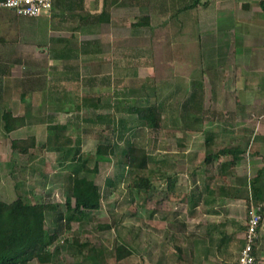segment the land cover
I'll list each match as a JSON object with an SVG mask.
<instances>
[{
  "label": "rangeland",
  "instance_id": "obj_1",
  "mask_svg": "<svg viewBox=\"0 0 264 264\" xmlns=\"http://www.w3.org/2000/svg\"><path fill=\"white\" fill-rule=\"evenodd\" d=\"M180 28V26H150L144 33L149 36L143 38L133 36L137 34L136 32L131 34L128 32V35L133 34L134 38L119 39L117 43L115 42L117 39H105L108 43L105 42L100 48L99 54L93 53V47L88 45L90 43L86 44V49L91 50V54L81 55V63L76 59H72L70 63L42 61L35 65L36 69L31 75L25 73L24 68L17 71L26 79L14 81L16 89L15 87L12 89L13 94L29 91L27 100L32 106L31 119L37 122L35 129L37 135L42 141L46 140L48 145L37 153V158H32V160L20 153L14 157L15 159L13 157L10 159L12 155L10 141L3 137V130L0 128V198L11 200L17 195L15 182L19 178H24L28 182L31 170L27 167L33 164L47 173V176L41 177L40 175L37 182L32 181L34 187H37L30 197L38 201L55 202L59 207L58 210H65L66 194L70 192L65 174L72 170L73 164L66 161L61 163L62 150H56L54 147L58 142L56 134L60 135L59 144L63 149L72 148L73 153L79 149V156L87 152L93 154L97 143L106 136L112 140H119L116 154L110 160L99 163L98 174L81 173L95 178L101 185L103 197L100 210L89 212L83 222L74 221L72 228H63L60 235V239L65 236L72 238L73 235H79L83 240L96 243L101 249V264H117L115 245L119 242L130 244L134 249L132 255L123 259L124 264L217 263V256L202 258L198 255L199 251L193 259L190 258L192 243L189 237L196 235L192 234L191 230L197 231L200 227L199 237H206L205 225L208 221L204 206L200 208L201 219L196 221L194 218L190 219L193 215L189 205L190 196L187 195V201H182V197L189 192L187 189L188 170L192 165L195 167L199 164L204 156L206 128L201 122L203 115L202 112H191L190 121H195V118L199 119L188 130H185L182 127L184 120H181V126L177 128L174 126L173 114L178 100L185 101L190 96L188 87L196 80H201L207 91L203 100L204 108L210 105L216 108L222 107L223 103L227 108H233L236 99L233 93L237 88L236 79L223 78L222 80H226V84L223 85L216 82L218 79L212 80V73L208 78L202 76L201 79L195 70L197 66H201L198 63V52H201L202 42L199 43L193 39L191 43L193 32L191 31V34L187 30L184 31V28L182 30ZM113 43L120 47L115 49ZM84 48L85 45L81 43V49ZM99 55L102 56V61L98 59ZM229 70H233L232 67ZM218 82L222 81L219 79ZM222 88H226L227 91L231 90V94L228 92L226 94L227 101L224 98V101L222 100V94H220ZM164 98H168L167 108L162 126L157 129L135 122L136 114L116 110L117 106L154 104ZM108 112H113L115 116L104 119L95 117L96 113ZM210 114L212 113H209L208 117L212 118ZM225 114L228 118L235 117L249 124L258 121V123H264L263 112L252 110L240 113L238 116L236 112L229 111ZM234 114L236 116H233ZM48 120L67 124L68 127L53 132L45 126ZM131 126L135 130H132ZM118 127L119 130H116ZM237 132L243 133L241 130ZM248 134L252 135V132ZM128 137H131L136 144L146 146L151 153L152 159L148 169L145 170V173L153 180V186L149 190L131 186L129 173L117 176L114 185L106 186L105 184V178L114 177L115 170L122 165L120 152ZM257 141L258 139H254V143ZM185 150H191L197 154L193 156L191 153H185ZM68 157L71 156L68 155ZM246 157L247 163L243 165L244 174L228 179L236 185L247 180V188L252 195L253 186L250 181L256 167L252 166V172L249 171L248 162L254 163V161L248 158V155ZM258 160L260 164L264 161L263 159ZM24 162L29 163L24 165ZM91 164L94 165L93 159ZM170 174L178 176V183L175 182L173 189L169 191L170 200L167 201L165 198L168 192L167 176ZM261 180L264 182V176ZM245 196L243 201L247 204L248 199ZM56 214V212H48V226L56 225ZM179 219L187 220L192 228L190 229L191 234L189 232L186 233V237L176 239L174 235ZM108 221L113 223V227L105 230L98 228L99 222ZM228 226L224 224L222 228L229 230L230 237L227 238L225 253L231 255L241 248L244 236L243 233L237 235L229 224ZM223 237L216 234V247L220 248ZM177 244L183 247L184 261L178 259ZM201 250L204 252V248ZM76 260L78 258L71 255L64 247L58 258L47 264H72ZM83 262V264H90L86 260ZM28 264L41 263L35 259Z\"/></svg>",
  "mask_w": 264,
  "mask_h": 264
},
{
  "label": "crops",
  "instance_id": "obj_2",
  "mask_svg": "<svg viewBox=\"0 0 264 264\" xmlns=\"http://www.w3.org/2000/svg\"><path fill=\"white\" fill-rule=\"evenodd\" d=\"M150 26H180V30L184 28V31L187 30L191 34L193 32L191 43L193 39L199 43L202 42L201 52H198V63L201 66H197L195 70L201 79L202 76L208 78L210 73H212V80L218 79L219 81L220 79L222 81H216L221 85L226 84V80H222L223 78L236 79L237 88L233 92L236 99L233 108H227L223 103L222 107L216 108L210 105L205 106V109L209 108L222 112L234 111L238 116L240 113L252 110L264 113V10L260 5V0H54L52 8L38 16L20 15L13 8L0 6V128L3 130V137L10 141V153L12 154L10 159L12 157L15 159L14 157L19 154L11 147V140L14 138H25L29 135L37 136L38 146L31 149V160L37 158V153L48 145L46 140L42 141L37 135L35 130L37 122L31 119L32 106L27 100L29 91L13 94L12 89L14 87L16 89L14 81L26 79L20 76L17 71L24 68V72L31 75L36 69L35 65L42 61L70 63L76 59L81 63V55L91 54V50L86 49V44L90 43L88 45L93 47V53L99 54L100 48L106 42L105 39H117L115 40L117 43L119 39L128 40L131 37L134 38L133 36L143 38L149 36L144 33ZM128 32L130 34L136 32L137 34H132V36L128 35ZM81 43L85 45L84 49H81ZM113 46L115 49L120 47L114 43ZM125 46L127 47L126 43ZM98 59L102 61V56L99 55ZM231 67L233 70H229ZM191 85L192 83L190 87H192ZM190 87H188L189 91ZM203 91L206 95L207 91L205 89ZM221 91L222 100L224 98L227 101L226 94L227 92L231 94V90L227 91L226 88H222ZM202 104L204 105V103ZM6 109L12 110L15 115L27 112V123L7 132L3 118ZM201 122L205 128L216 131L214 137L216 143L211 146V149H207L205 137L206 147L203 152V159L195 167L192 165L187 173L189 192L182 197V201H187V195L190 196L189 205L193 214L190 219L194 218L196 221L201 219L200 208L204 206L208 221L205 225L207 228L206 237H199L200 227L197 231L191 230L192 234L195 233L196 235L189 237L190 243H192L190 258L193 259L199 251L198 255L202 258L217 256L216 264H228L238 258L243 245L235 254L227 255L225 250L227 249V238L230 237L228 235L229 230L222 227L224 224L226 226L229 224L237 235L243 233L244 236L248 200L247 204L243 200L245 193L251 195L247 188V180L236 185L230 182L228 178L244 174L243 165L247 163L246 155L254 161V163L248 162V170L252 172V166L256 167V171L252 175L253 178L258 174L264 176V161L260 164L258 160H264V123L261 124L258 121L249 124L235 117L233 119L228 118L227 114L223 115L222 119L212 117L201 120ZM52 123L56 122L48 120L45 125L46 128ZM234 129L241 130L243 133L239 134ZM246 131L252 132V135ZM248 138L250 141L246 151L242 153L241 159L237 162H231L233 160L231 153H225L210 163L206 162L208 152H215L224 146H228L230 141L244 146ZM254 139H258V141L254 143ZM44 143H46V147L41 146ZM56 146L55 144L54 147L56 148ZM60 147L63 152L64 149L62 146ZM185 153H191L193 156L197 154L191 150H185ZM62 157H60L61 163L63 161L73 163L69 159L61 160ZM28 163L24 165H28ZM121 164L120 168L115 170L114 177L105 178L106 186L114 185L117 176L120 177L128 173V166L123 162ZM27 169L31 170L28 182L24 178L21 180L27 184L33 194L37 186L34 187L32 181L37 182L40 175L46 177L47 173L33 164ZM117 171L119 172L117 173ZM82 172L84 171H79V176L86 175L81 174ZM70 174H72L71 170L65 174L68 188L71 184ZM177 177L171 174L167 176L168 192L167 197H165L167 201L170 200L169 191L173 189L175 182L178 183ZM253 178H251L250 183ZM93 179L96 181L95 178ZM201 182L204 184L203 186ZM260 183L259 187L264 194V182L261 181ZM143 189L145 188H141V190ZM247 195L245 197L248 199ZM262 201L264 202V198ZM44 202L52 201L44 200ZM52 203L56 204L55 202ZM177 222L181 224L176 225L174 237L176 239L186 237V233H189L192 227L187 220L179 219ZM182 223L186 224L185 229H181ZM216 234L224 236L221 238L220 248L215 245L217 244ZM129 246L131 245L129 244ZM176 247L179 250L178 259L181 261L179 247L182 249L183 247L180 244H177ZM203 248L204 252L201 250ZM257 254L259 263L264 264V221L259 231Z\"/></svg>",
  "mask_w": 264,
  "mask_h": 264
},
{
  "label": "trees",
  "instance_id": "obj_3",
  "mask_svg": "<svg viewBox=\"0 0 264 264\" xmlns=\"http://www.w3.org/2000/svg\"><path fill=\"white\" fill-rule=\"evenodd\" d=\"M260 5L264 10V0H260ZM191 86L190 96L185 101H178L176 109L174 108V126L176 128L179 127L181 120H184L182 127L188 130L194 124V122L189 120L190 113L193 111L202 112L203 120L209 118V113H212L210 115L213 118L222 119L226 112L223 113L222 111L203 107L204 89L202 82L193 81ZM157 97L159 99V95ZM167 100L168 98H164L154 104L117 106L116 110H124L129 114H136L135 122L157 129L162 126ZM26 114L27 112L15 115L12 110L6 109L3 113L5 130L10 132L24 126L27 123ZM113 116H115L113 112L95 114V117L100 119ZM197 119L199 118H195V120ZM67 127V124L59 123L48 125V129L53 132L64 130ZM133 127L131 129L135 130ZM116 130H119V127ZM205 131L207 149H211V146L216 143L214 140L216 131L210 128H206ZM55 137H57L59 142L60 135L56 134ZM249 141L250 138H248L244 146L230 141L228 146H224L215 152H208L206 154V162L210 163L213 159L225 153H231L233 156L231 162L235 163L241 159ZM58 142L56 149L60 150L61 147ZM118 143L119 140H112L106 136L97 143L93 154L87 152L86 154H81V156H79V149H76L74 153L72 148L64 149L61 160L69 159L73 162L72 174H70V192L67 194L65 210H58V205L52 202L34 201L30 197L32 191L27 187V184L21 178L16 181L17 196L10 201L0 199V264H28L35 259L41 264L51 263L58 258L64 247L71 255H75L78 258L72 264H83L84 260L90 264L102 263L101 249L96 243L91 240H83L79 235H73L71 240L68 236L60 239V235L63 228L71 229L74 221L83 222L89 212L101 208L103 194L100 185L87 174L79 176V171L97 173L99 171V163L110 160L116 154ZM43 145L45 146L46 143L41 146ZM37 146L36 135L11 140L12 149L25 157H30L31 149ZM68 152L73 154L70 155ZM120 153V161L128 166L130 185L140 189H149L152 186V180L145 173V170L148 169L152 156L147 147L136 144L131 137H128L125 139V146ZM68 155L71 157L69 158ZM92 159L94 161L93 166L91 164ZM261 179L262 175L258 174L251 182L253 186L251 196L257 200L264 198V194L261 192L262 189L259 187ZM169 180L171 181L170 177ZM247 196L249 202L251 196L249 194ZM48 212L57 213L55 226H48ZM180 224L177 222V226ZM182 226L181 229H185L186 224L182 223ZM111 227H113V223L109 221L98 223V228L101 230ZM179 249L180 258L183 261L184 252L181 247ZM115 252L117 264H124L123 259L132 255L134 250L129 244L119 242L115 245Z\"/></svg>",
  "mask_w": 264,
  "mask_h": 264
},
{
  "label": "built area",
  "instance_id": "obj_4",
  "mask_svg": "<svg viewBox=\"0 0 264 264\" xmlns=\"http://www.w3.org/2000/svg\"><path fill=\"white\" fill-rule=\"evenodd\" d=\"M54 0H0V6L10 7L20 15L38 16L49 11ZM264 220V202L250 197L247 208L244 244L236 260L228 264H260L257 254L260 227Z\"/></svg>",
  "mask_w": 264,
  "mask_h": 264
}]
</instances>
